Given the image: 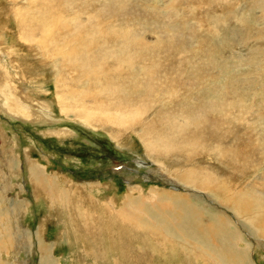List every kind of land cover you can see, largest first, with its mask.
I'll return each mask as SVG.
<instances>
[{"label": "rangeland", "instance_id": "1", "mask_svg": "<svg viewBox=\"0 0 264 264\" xmlns=\"http://www.w3.org/2000/svg\"><path fill=\"white\" fill-rule=\"evenodd\" d=\"M5 210L0 264H264V0H0Z\"/></svg>", "mask_w": 264, "mask_h": 264}, {"label": "bare ground", "instance_id": "2", "mask_svg": "<svg viewBox=\"0 0 264 264\" xmlns=\"http://www.w3.org/2000/svg\"><path fill=\"white\" fill-rule=\"evenodd\" d=\"M19 31H20V35H21V39L23 40V41H27L28 42V40L30 39V35H28V34H26V32L21 28V27H19ZM23 37V38H22ZM35 38V37H34ZM28 43H30V44H32V45H36V44H38V42H36L35 41V39H30V41L28 42ZM5 52H6V50H4ZM8 51H10V52H13V50H12V48L10 47L9 48V50ZM97 58V57H96ZM79 60H80V62L83 64V65H85V66H88V67H90L91 65H96L97 63L95 62V59H93V60H91L90 62H88V60L83 56V57H79ZM259 66V65H258ZM263 67V66H262ZM261 69V68H260ZM5 78V80H7L8 78L5 76L4 77ZM251 80H253V78L251 79ZM256 80V79H255ZM255 82V81H254ZM261 85V84H260ZM260 87V86H259ZM6 89V88H5ZM157 89V88H156ZM7 93H8V95H5L6 97H4L5 99H7V98H9V96L11 95V93H10V91H8L7 89L5 90ZM155 91V90H154ZM152 93H153V91H152ZM24 94H26V92H24ZM157 94V93H156ZM155 95V94H154ZM153 95V96H154ZM162 96V95H161ZM11 97V96H10ZM154 97H156V96H154ZM157 97H158V99L160 98L159 97V95H157ZM156 97V98H157ZM162 101H163V99H162ZM22 104H25L24 106H25V108H28L29 109V111L31 110L32 112H33V114H34V118H33V121L34 122H37V121H44V119H45V111L44 110H42L41 109V107L39 106V104L38 103H36L35 105H31L30 103H26V102H21ZM23 108V107H22ZM18 117V116H17ZM137 117V116H136ZM57 131V130H56ZM53 133V132H52ZM60 135L62 134V132H58ZM170 143H172V141L170 142ZM161 145H162V143H161ZM167 145L169 146V144H168V142H167ZM164 146V145H163ZM166 146V145H165ZM158 148H159V146H158ZM163 148V147H162ZM168 149H169V147H168ZM166 150H167V148H166ZM163 152H164V150H162ZM159 152V151H158ZM157 154V153H156ZM159 154H161L160 152H159ZM175 154V153H174ZM194 161H196V160H194ZM168 165V164H167ZM167 167V166H166ZM255 190V189H254ZM246 191V190H245ZM244 191V192H245ZM247 193L246 194H249V192L248 191H246ZM255 192V191H254ZM241 194V193H240ZM251 192H250V196L248 195L247 197H248V199L251 201V199H255L254 197H252L253 195H255V194H253L252 196H251ZM244 195V194H243ZM243 195H240V196H243ZM238 196V195H237ZM239 196V197H240ZM250 197H252V198H250ZM238 198V197H237ZM124 199H126V198H124ZM135 199H138V198H134V199H128V200H135ZM154 199H156L157 200V208H158V211H160L161 213H162V217H164V216H167L168 218H170V220H175L176 218H181L183 221H184V223H185V225L189 228V230L193 233V238L198 234H196V222H198V219L200 218L199 217V215H197L198 213H200V214H204V213H206L205 212V210H206V207H204V210H199V211H195L194 209H193V207L191 206V204H188L187 202H185V203H181V202H179V200L175 197V196H170L168 199L165 197V195L162 193V194H159V195H154ZM239 199V198H238ZM241 199V198H240ZM239 199V200H240ZM245 201H246V199H244ZM243 201V199H241V202ZM261 201H263V200H261ZM166 202H168V204H169V212H164L163 211V209L162 210H160L161 209V207H160V205H165V203ZM240 202V201H239ZM244 202V201H243ZM253 201H251V203H252ZM254 202H255V200H254ZM249 203V201L247 202V204ZM256 203V202H255ZM254 203V204H255ZM260 204V203H259ZM160 207V208H159ZM257 208V207H260V206H257V205H255L254 206V208ZM250 208V207H249ZM252 208H253V206H252ZM258 209H260V208H258ZM257 209V210H258ZM208 210V209H207ZM206 210V211H207ZM12 211H14L13 209H12ZM246 211V210H245ZM260 211V210H259ZM263 211V210H262ZM81 212V211H80ZM7 214H8V210H5V212H4V214H0V218H6L7 217ZM181 214V215H180ZM207 214H208V211H207ZM211 214V213H210ZM91 216V215H90ZM112 216H114V214L112 215ZM180 216V217H179ZM209 216V215H208ZM207 216V218H210L211 216H209L208 217ZM111 217V216H110ZM110 217H109V219H110ZM202 218V217H201ZM206 218V217H205ZM163 220H165V219H163ZM201 221V220H200ZM204 222V221H203ZM210 222V221H209ZM8 223V222H7ZM214 223H217L216 224V226L214 227ZM211 224V223H210ZM212 226H208L206 229H216L217 231H221V230H224V224H222L221 222H220V220L219 221H217V222H212ZM226 224H227V222H226ZM201 227V226H200ZM239 236V235H238ZM199 240V239H198ZM42 243H45V241L44 240H42ZM196 243V242H195ZM200 243V242H199ZM208 246H209V244H207ZM209 249V248H208ZM44 254H46L47 255V253H46V251L44 250ZM49 257V256H48Z\"/></svg>", "mask_w": 264, "mask_h": 264}, {"label": "crops", "instance_id": "3", "mask_svg": "<svg viewBox=\"0 0 264 264\" xmlns=\"http://www.w3.org/2000/svg\"><path fill=\"white\" fill-rule=\"evenodd\" d=\"M151 192L148 193L147 199H144V198H138L135 200L123 199L124 201L122 200V202L126 203L128 209H129V212H130L129 215H124V210L120 209L117 213L114 214V216H118L119 219L121 220L120 222L125 226L124 222L131 224V221H134L132 219L135 217H132V216L140 215V217L137 219V221H138L137 224H138V226L140 225V227H142V228L143 227L148 228L149 226H153V225H148V223H147V221L149 219H151L156 223L155 225H156L157 229L160 228L162 231H164V230L169 229V226H170V229L173 230V233L176 232L178 234V232H179L183 237L187 238L188 231L181 222H177L175 220H167V219H165V220L161 219V220L157 221L156 219H154L152 217L153 203H152ZM132 205L139 208L136 215L133 214L134 208ZM145 224H147L148 226H146Z\"/></svg>", "mask_w": 264, "mask_h": 264}]
</instances>
